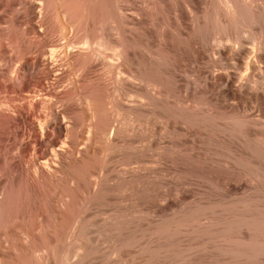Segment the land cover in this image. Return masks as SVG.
Masks as SVG:
<instances>
[{
	"label": "rangeland",
	"instance_id": "374dc122",
	"mask_svg": "<svg viewBox=\"0 0 264 264\" xmlns=\"http://www.w3.org/2000/svg\"><path fill=\"white\" fill-rule=\"evenodd\" d=\"M0 264H264V0H0Z\"/></svg>",
	"mask_w": 264,
	"mask_h": 264
},
{
	"label": "bare ground",
	"instance_id": "6f19581e",
	"mask_svg": "<svg viewBox=\"0 0 264 264\" xmlns=\"http://www.w3.org/2000/svg\"><path fill=\"white\" fill-rule=\"evenodd\" d=\"M85 49V48H84ZM85 51V50H84ZM83 50L81 51V52H78V54H76V55H84V56H86L85 55V52H84ZM88 51V50H87ZM87 54H90V53H88V52H86ZM69 55V54H68ZM71 56H74V54H70ZM69 55V56H70ZM92 56V55H91ZM75 57V56H74ZM80 57V56H79ZM83 57V56H82ZM108 63V62H107ZM105 64V63H104ZM108 66H109V64H108ZM75 87V86H74ZM73 87V88H74ZM84 103L88 106L87 107V115L89 116V117H93L94 116V114H95V105H94V102L90 99V98H86L85 100H84ZM61 128L62 129H64L65 131H67V128H66V126H61Z\"/></svg>",
	"mask_w": 264,
	"mask_h": 264
}]
</instances>
